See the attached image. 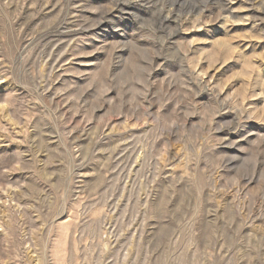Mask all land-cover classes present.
<instances>
[{"label": "rangeland", "instance_id": "obj_1", "mask_svg": "<svg viewBox=\"0 0 264 264\" xmlns=\"http://www.w3.org/2000/svg\"><path fill=\"white\" fill-rule=\"evenodd\" d=\"M0 264H264V0H0Z\"/></svg>", "mask_w": 264, "mask_h": 264}]
</instances>
